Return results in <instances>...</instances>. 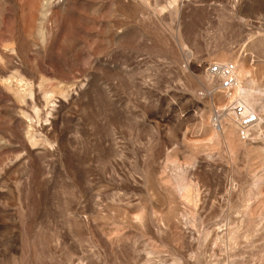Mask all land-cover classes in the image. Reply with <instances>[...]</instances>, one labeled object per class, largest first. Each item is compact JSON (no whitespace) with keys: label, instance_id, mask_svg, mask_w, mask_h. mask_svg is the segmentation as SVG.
Here are the masks:
<instances>
[{"label":"rangeland","instance_id":"obj_1","mask_svg":"<svg viewBox=\"0 0 264 264\" xmlns=\"http://www.w3.org/2000/svg\"><path fill=\"white\" fill-rule=\"evenodd\" d=\"M0 264H264V0H0Z\"/></svg>","mask_w":264,"mask_h":264},{"label":"built area","instance_id":"obj_2","mask_svg":"<svg viewBox=\"0 0 264 264\" xmlns=\"http://www.w3.org/2000/svg\"><path fill=\"white\" fill-rule=\"evenodd\" d=\"M210 75L219 77L221 88L225 94H231L236 84L235 67L232 64L215 65L209 70ZM228 111L237 124L238 138L243 143H249L254 139V124L258 122V115L252 109L246 107L244 103L234 101L228 106ZM219 119V118H218ZM216 127L222 130L220 122L217 120Z\"/></svg>","mask_w":264,"mask_h":264},{"label":"bare ground","instance_id":"obj_3","mask_svg":"<svg viewBox=\"0 0 264 264\" xmlns=\"http://www.w3.org/2000/svg\"><path fill=\"white\" fill-rule=\"evenodd\" d=\"M241 74V73H240ZM244 75V74H243ZM242 74H241V77H244ZM212 76V75H211ZM214 77H216V76H214ZM235 77H236V84H235V86L233 87V90H232V92L234 91V90H236V92H237V94H238V96H239V98L238 99H236V100H234V101H237V102H240V103H248V96H247V92L242 88V82H241V80H242V78L240 77V75L238 74L237 75V73H236V69H235ZM219 78V77H218ZM220 79V78H219ZM236 88V89H235ZM232 92H231V94H227L229 97H231L232 96ZM243 100L244 102H242L241 100ZM233 101V102H234ZM246 105V104H245ZM246 107L247 108H249V109H252V108H250L249 106H247L246 105ZM253 110V109H252ZM254 111V110H253ZM233 115H232V113L231 112H229L228 111V109L226 110V112L225 113H223L220 117H219V122H220V125L222 126V130L224 129V121L225 120H227V119H229V120H231L232 122H233V124H234V126H235V128H236V131H238L237 130V124H236V122L234 121V119H233V117H232ZM259 121H260V119H259V116H258V122H256L255 124H254V131H255V129H256V127L259 125ZM221 130V131H222ZM237 136H238V134H237Z\"/></svg>","mask_w":264,"mask_h":264}]
</instances>
